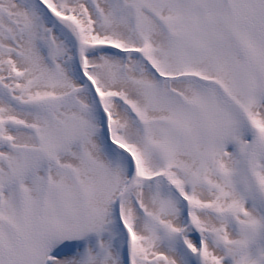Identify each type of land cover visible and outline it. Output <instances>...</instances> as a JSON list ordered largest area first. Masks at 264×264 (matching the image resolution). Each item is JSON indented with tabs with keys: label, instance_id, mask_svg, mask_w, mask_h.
I'll use <instances>...</instances> for the list:
<instances>
[{
	"label": "snow or ice",
	"instance_id": "snow-or-ice-1",
	"mask_svg": "<svg viewBox=\"0 0 264 264\" xmlns=\"http://www.w3.org/2000/svg\"><path fill=\"white\" fill-rule=\"evenodd\" d=\"M0 264H264V0H0Z\"/></svg>",
	"mask_w": 264,
	"mask_h": 264
}]
</instances>
